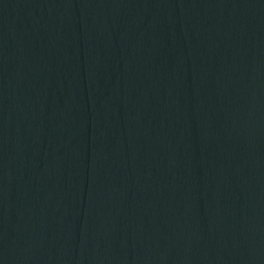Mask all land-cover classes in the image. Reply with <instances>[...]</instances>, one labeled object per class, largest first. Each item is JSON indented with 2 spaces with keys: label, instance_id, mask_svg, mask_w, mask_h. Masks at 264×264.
<instances>
[{
  "label": "water",
  "instance_id": "1",
  "mask_svg": "<svg viewBox=\"0 0 264 264\" xmlns=\"http://www.w3.org/2000/svg\"><path fill=\"white\" fill-rule=\"evenodd\" d=\"M0 264H264V0H0Z\"/></svg>",
  "mask_w": 264,
  "mask_h": 264
}]
</instances>
